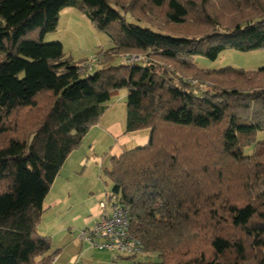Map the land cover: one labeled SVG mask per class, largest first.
<instances>
[{"label":"trees","instance_id":"obj_1","mask_svg":"<svg viewBox=\"0 0 264 264\" xmlns=\"http://www.w3.org/2000/svg\"><path fill=\"white\" fill-rule=\"evenodd\" d=\"M69 8L112 43L99 70L45 41ZM228 49H264V0H0V264L58 254L37 232L44 199L122 89L124 133L149 136L111 158L108 202L155 257L127 260L264 264V66L194 63ZM121 55L143 60L114 65Z\"/></svg>","mask_w":264,"mask_h":264},{"label":"rangeland","instance_id":"obj_2","mask_svg":"<svg viewBox=\"0 0 264 264\" xmlns=\"http://www.w3.org/2000/svg\"><path fill=\"white\" fill-rule=\"evenodd\" d=\"M45 41L60 42L65 58L74 63L92 60L101 50L106 51L112 47L108 36L98 32L74 8L65 9L60 13L56 31L46 35ZM124 56L115 58L113 64L119 65ZM194 63L200 69L217 70L233 67L253 71L264 66V49L245 53L228 49L214 61L196 56ZM100 68V64L95 63L94 71ZM126 95V90L123 89L112 94L99 124L92 127L84 136L78 153L75 152L62 167L44 199V213L37 226V232L39 235L52 237L53 250L65 243L59 240L62 234H65L67 240L72 243L76 231L86 225L89 219L97 220L100 214L99 203L108 201L112 195V184L107 175L111 169V158L144 146L148 141V130L124 133ZM254 138L255 141H263L264 129L258 131ZM251 149L252 146L245 147L244 153L251 154ZM123 257L125 259L117 258L114 263H110L134 264ZM154 260V256L144 254L134 258L135 262Z\"/></svg>","mask_w":264,"mask_h":264},{"label":"built area","instance_id":"obj_3","mask_svg":"<svg viewBox=\"0 0 264 264\" xmlns=\"http://www.w3.org/2000/svg\"><path fill=\"white\" fill-rule=\"evenodd\" d=\"M121 59V58H120ZM137 56L125 55L123 64L142 61ZM98 62V57L87 61L83 68L91 70L92 64ZM100 214L91 227H86L77 233L80 242L93 249H100L125 257H136L143 254L142 243L129 233V220L127 210L113 201L99 203Z\"/></svg>","mask_w":264,"mask_h":264},{"label":"crops","instance_id":"obj_4","mask_svg":"<svg viewBox=\"0 0 264 264\" xmlns=\"http://www.w3.org/2000/svg\"><path fill=\"white\" fill-rule=\"evenodd\" d=\"M77 151H79V149ZM77 151L72 152L68 156L63 166H65L68 163L67 161H69L71 157H73L75 155V152ZM95 222H96V219L95 220L94 218L89 219L86 225H84L78 231L86 227H91ZM78 231H76L75 240L72 243H70L67 240L65 234H62L63 239H61L62 238L61 237L59 238V240L64 241L65 243L63 244V246L60 245V248L55 249V250H58V254L55 256V258L51 261L50 264H77V263L80 264L81 262H83V264H99V263L111 264V263H114L117 258L125 259L123 255H120V254L111 253V252H107V251L100 250V249L90 248L85 243H82L78 240L77 238ZM50 238L52 242V251H54L53 250L54 240L52 239V237Z\"/></svg>","mask_w":264,"mask_h":264}]
</instances>
